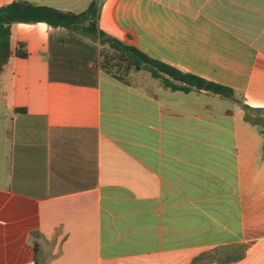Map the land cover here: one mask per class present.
Instances as JSON below:
<instances>
[{"label": "crops", "instance_id": "1", "mask_svg": "<svg viewBox=\"0 0 264 264\" xmlns=\"http://www.w3.org/2000/svg\"><path fill=\"white\" fill-rule=\"evenodd\" d=\"M99 29L234 97L116 77L97 41L12 25L0 264H264V118L244 119L264 110V0H103Z\"/></svg>", "mask_w": 264, "mask_h": 264}, {"label": "trees", "instance_id": "2", "mask_svg": "<svg viewBox=\"0 0 264 264\" xmlns=\"http://www.w3.org/2000/svg\"><path fill=\"white\" fill-rule=\"evenodd\" d=\"M102 1L92 0L86 10L78 14L20 0L0 6V73L12 56L17 58L27 57L23 43H17L14 52L10 48L12 25L43 23L51 28L65 29L97 41L101 46L100 64L103 68L113 71L116 77H120L119 74L122 72L143 68L151 78L159 80L163 87L171 91L189 93L194 89L219 95L223 98L232 99L234 97V92L230 88L182 72L149 57L134 46L106 35L99 29V12ZM103 47H107L110 54L103 53ZM115 62L120 65H116L117 68L112 70L114 67L112 63L115 64ZM244 109L245 121L252 125H260L263 119L261 113L264 110H249L247 107ZM253 114H257V116Z\"/></svg>", "mask_w": 264, "mask_h": 264}, {"label": "rangeland", "instance_id": "3", "mask_svg": "<svg viewBox=\"0 0 264 264\" xmlns=\"http://www.w3.org/2000/svg\"><path fill=\"white\" fill-rule=\"evenodd\" d=\"M108 51H109V50L107 49V47H103V49H102V52H103V53L110 54ZM99 60H100V59H99ZM102 60H103V57H102ZM112 64L114 65V67H113L112 70H115V69L117 68L116 65H120L118 62H115V64H114V63H112ZM129 73H130V74L146 75L147 71H146L145 69H143V68H141V69L136 68V69H131V70H129ZM147 74H148V73H147ZM253 115L257 116V114H253ZM261 115H262L263 118H264V112L261 113ZM259 132L262 134V136H263V138H264L263 131H260V130H259ZM261 150L264 151V141L262 142Z\"/></svg>", "mask_w": 264, "mask_h": 264}, {"label": "water", "instance_id": "4", "mask_svg": "<svg viewBox=\"0 0 264 264\" xmlns=\"http://www.w3.org/2000/svg\"><path fill=\"white\" fill-rule=\"evenodd\" d=\"M263 134H264V131H263Z\"/></svg>", "mask_w": 264, "mask_h": 264}]
</instances>
